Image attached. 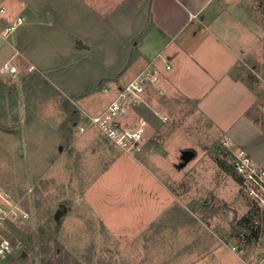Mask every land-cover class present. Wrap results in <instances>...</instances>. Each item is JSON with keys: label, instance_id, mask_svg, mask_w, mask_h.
Returning <instances> with one entry per match:
<instances>
[{"label": "rangeland", "instance_id": "1", "mask_svg": "<svg viewBox=\"0 0 264 264\" xmlns=\"http://www.w3.org/2000/svg\"><path fill=\"white\" fill-rule=\"evenodd\" d=\"M144 5L0 0V27L26 17L13 48L0 42V66L18 68L0 72V192L31 211L11 228L21 242L12 264H249L264 254V209L194 102L139 106L150 127L134 157L87 126L111 101L105 89L143 66L133 60ZM261 64L237 68L248 78L258 68L264 92ZM32 71L40 78L25 83ZM186 149L196 156L184 164Z\"/></svg>", "mask_w": 264, "mask_h": 264}, {"label": "crops", "instance_id": "2", "mask_svg": "<svg viewBox=\"0 0 264 264\" xmlns=\"http://www.w3.org/2000/svg\"><path fill=\"white\" fill-rule=\"evenodd\" d=\"M140 2L145 4L147 24L136 41L133 61L143 65L136 74L150 62L160 74L157 82L148 85V104L140 107L155 109L168 99L194 102L221 132L223 143L227 137L224 145L232 155L243 148L264 170V92L258 80L262 77L258 68L251 78L237 68L249 63L263 66L264 0ZM1 41L13 48L10 37ZM10 61L0 66V72ZM138 108L130 116L141 115ZM84 139L91 143L89 137Z\"/></svg>", "mask_w": 264, "mask_h": 264}, {"label": "built area", "instance_id": "3", "mask_svg": "<svg viewBox=\"0 0 264 264\" xmlns=\"http://www.w3.org/2000/svg\"><path fill=\"white\" fill-rule=\"evenodd\" d=\"M6 12V7L1 6V15ZM25 19L24 15H18L13 22L0 27V39H7ZM170 67L167 65L168 69ZM33 68L31 67V70ZM1 72L16 74L18 68L8 62ZM159 79V69L150 62L126 83L111 89L106 88L105 92L112 95L111 101L104 110L88 116L87 126L98 128L127 154L133 157L138 155L146 144L148 120L143 115H139L136 120L129 117L133 110L148 104V85ZM87 126H81V131L84 132ZM224 143H227V137ZM234 156L237 172L249 181V193L264 209V170L257 167L250 154L243 148L238 149ZM30 217L31 211L21 197H12L7 192H0V264H12L21 246L20 240L10 235L12 226L23 223ZM249 264H264V254Z\"/></svg>", "mask_w": 264, "mask_h": 264}, {"label": "water", "instance_id": "4", "mask_svg": "<svg viewBox=\"0 0 264 264\" xmlns=\"http://www.w3.org/2000/svg\"><path fill=\"white\" fill-rule=\"evenodd\" d=\"M81 47L84 48H88L89 46L87 44H81ZM196 156V152L194 149H186L183 151L182 153V159H183V163L186 164L188 163L190 160H192L194 157ZM65 206V205H63ZM66 209V206H65Z\"/></svg>", "mask_w": 264, "mask_h": 264}, {"label": "trees", "instance_id": "5", "mask_svg": "<svg viewBox=\"0 0 264 264\" xmlns=\"http://www.w3.org/2000/svg\"><path fill=\"white\" fill-rule=\"evenodd\" d=\"M41 76V74L37 71H32V73H30L29 76H27L26 79H23V81L26 83V81H28V83L30 84H34L36 82L37 79H39ZM26 85V87H28V84H24ZM0 91H2V89L0 88Z\"/></svg>", "mask_w": 264, "mask_h": 264}]
</instances>
